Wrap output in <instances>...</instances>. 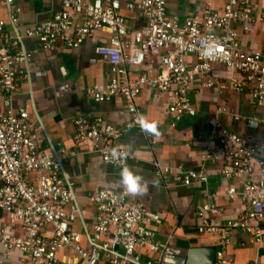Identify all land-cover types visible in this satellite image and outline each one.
<instances>
[{"label": "built area", "instance_id": "obj_1", "mask_svg": "<svg viewBox=\"0 0 264 264\" xmlns=\"http://www.w3.org/2000/svg\"><path fill=\"white\" fill-rule=\"evenodd\" d=\"M49 1L60 2L61 10L47 23L26 29L25 37L38 41L43 51L53 52L59 45L79 49L96 33H109L108 45L99 47L97 53L107 57L111 77L104 89L91 88L89 96L96 103L124 99L126 109L121 114L131 117L124 131L141 129L137 104L146 90L166 103L172 128L196 116L192 93L206 89L216 90L219 96L226 89L249 93L252 107L264 109V53L246 51L236 28L242 25L243 32L249 34L258 21H264V14L250 0H227L222 12L209 10L203 18L170 14L171 0ZM125 2L128 10L139 11L144 20L140 29L131 27L121 14ZM0 4L11 10L10 22L17 28L18 19L12 14L15 0H0ZM6 27L7 22L0 20V264H10L14 253L21 254V262L33 264H102L103 255L110 257V264H155L144 260L139 250L162 251L149 228L161 217L143 204L130 202L124 190L96 189L90 195L96 222L86 244L72 230L77 213L71 206L76 194L65 163L87 144L90 153L105 164L127 166L131 155L120 143L124 131L101 117L83 116L74 121L73 151L44 150V139L30 115L17 112L13 105L21 81L30 77L32 54L23 37H12ZM209 45L216 51L205 57L202 51ZM150 58L157 60V76L144 69ZM217 66L226 69L229 83L217 78ZM218 113L244 122L256 135L245 137L215 122L202 154L225 181H239V189L231 186L228 196L241 195L248 206L239 218L223 225L211 222L210 216L221 211L215 204H206L197 213L198 233L217 238V264H231L227 252L234 232L249 235L255 244L264 241V113L245 117L225 107ZM144 134L155 144L150 134ZM114 150L120 154L116 158ZM155 166L157 177L186 187L205 178L196 170ZM16 224L22 235L14 232ZM63 250L72 254V263L59 260Z\"/></svg>", "mask_w": 264, "mask_h": 264}, {"label": "crops", "instance_id": "obj_2", "mask_svg": "<svg viewBox=\"0 0 264 264\" xmlns=\"http://www.w3.org/2000/svg\"><path fill=\"white\" fill-rule=\"evenodd\" d=\"M139 1L141 0H126L130 3ZM250 1L264 14V0ZM126 2L121 14L131 27L140 29L144 26V20L139 11L128 10ZM226 2L227 0H171L168 11L181 18H203L209 10L222 12ZM61 8L60 2L49 0H15L12 14L18 19L17 28L11 24V10L4 4H0V20L7 22V32L12 37L17 34L23 37L26 49L32 54L30 77L21 81L14 97V109L30 115L44 139V150L64 149L70 152L75 149L74 121L77 118L101 117L106 124L124 131V125L131 117L128 113L121 114L126 109L124 99L115 98L96 103L89 96L91 88L104 89L111 77L107 57L97 53L99 47L108 45L109 33H96L79 49L69 50L59 45L53 52L43 51L38 41L25 37L26 29L47 23ZM236 28L246 51L264 53V21H258L249 34L243 32L242 25ZM156 61V58H150L144 68L155 76L159 74ZM216 76L220 81L229 83L223 66H217ZM192 98L196 116L185 118L177 128H172L166 103H160L154 92H143L137 104L139 112L143 120L156 125L158 135L148 133L155 141V144H151L142 128L125 130L120 143L131 155V160L125 167L105 164L98 156L90 153L87 144L82 146L78 156L67 160L65 173L74 184L76 194V200L71 206L77 213L72 230L82 236L83 244L92 235L96 222V211L90 202V195L96 189L115 192L124 190L120 184V174L125 168L141 177V184L146 188L140 194H128L129 201L143 204L161 217L149 228L155 232L162 251L154 254L139 250L144 260H151L155 264H186L188 251L192 248L217 250L216 237L200 235L197 231L200 223L197 213L204 205L215 204L221 209L218 214L210 216L215 225L235 220L248 209L241 195H236L234 199L228 196L231 186L239 189V181H225L217 174V167L202 159V154L209 145L215 122L235 129L245 137L256 136L248 131L244 122L219 114L220 107L245 117H260L264 109L252 107L249 93L238 94L231 89H226L222 96L216 90L206 89L193 92ZM156 164L174 170H196L205 178L189 187L166 182L157 177ZM14 232L22 235L19 224L15 225ZM227 255L231 264H264V241L262 244H255L249 235L236 231ZM58 258L60 261L73 262L68 250L61 251ZM9 263L33 264L31 261L21 262L19 253H14ZM102 264H110L108 255H103Z\"/></svg>", "mask_w": 264, "mask_h": 264}, {"label": "clouds", "instance_id": "obj_3", "mask_svg": "<svg viewBox=\"0 0 264 264\" xmlns=\"http://www.w3.org/2000/svg\"><path fill=\"white\" fill-rule=\"evenodd\" d=\"M216 48L214 45H209L203 49L202 55L205 57L215 54ZM140 126L143 131L158 135V129L154 123H148L143 118L140 119ZM120 154L115 150L112 152L113 158H116ZM120 184L123 185L124 191L129 195H137L146 190L145 186L141 184V177L136 175L132 170L125 168L120 174Z\"/></svg>", "mask_w": 264, "mask_h": 264}, {"label": "water", "instance_id": "obj_4", "mask_svg": "<svg viewBox=\"0 0 264 264\" xmlns=\"http://www.w3.org/2000/svg\"><path fill=\"white\" fill-rule=\"evenodd\" d=\"M186 264H217L216 249L192 248L188 251Z\"/></svg>", "mask_w": 264, "mask_h": 264}]
</instances>
